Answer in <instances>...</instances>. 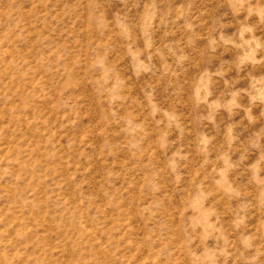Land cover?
I'll use <instances>...</instances> for the list:
<instances>
[{
    "label": "rangeland",
    "instance_id": "374dc122",
    "mask_svg": "<svg viewBox=\"0 0 264 264\" xmlns=\"http://www.w3.org/2000/svg\"><path fill=\"white\" fill-rule=\"evenodd\" d=\"M0 264H264V0H0Z\"/></svg>",
    "mask_w": 264,
    "mask_h": 264
}]
</instances>
